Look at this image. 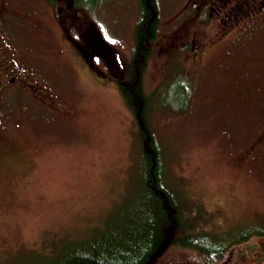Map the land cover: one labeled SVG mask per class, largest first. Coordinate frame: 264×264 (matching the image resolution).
I'll return each instance as SVG.
<instances>
[{
    "label": "rangeland",
    "instance_id": "374dc122",
    "mask_svg": "<svg viewBox=\"0 0 264 264\" xmlns=\"http://www.w3.org/2000/svg\"><path fill=\"white\" fill-rule=\"evenodd\" d=\"M11 1L0 30L38 81L59 93L64 117L35 105L25 113L35 118L31 141L27 131L16 133V113L0 123V264L46 258L53 241L63 247L82 241L94 225L129 215L148 198L139 187L143 162L135 122L117 81L93 78L61 35L50 2L18 0L17 14ZM186 1L157 0L160 21L143 74L144 89L158 87L164 105L150 115L166 177L183 188L193 227L234 222L228 238L264 230V139L253 158L244 156L264 124V11L218 23L215 8L209 15L200 6L207 0L197 7ZM91 13L125 55L128 70L137 0H98ZM184 43L193 46L184 51ZM250 66L259 73L246 74ZM257 244L252 237L228 258L263 264Z\"/></svg>",
    "mask_w": 264,
    "mask_h": 264
},
{
    "label": "trees",
    "instance_id": "16d2710c",
    "mask_svg": "<svg viewBox=\"0 0 264 264\" xmlns=\"http://www.w3.org/2000/svg\"><path fill=\"white\" fill-rule=\"evenodd\" d=\"M51 1L53 0H46L47 3H51V9L56 14L54 18L60 28V33L72 47L77 59L85 64L93 78L108 77L118 83L119 92L135 122L138 149L143 162L141 167L142 182H140L139 187L145 190L148 198L147 202L144 201L143 204L137 205L129 215L115 217L109 222L94 225L88 230L89 233L82 238V241L77 238L76 241L66 244L67 242L63 240L65 247L58 240L53 241L49 253L42 254L46 258L25 260L22 261V264H31L41 259V261L33 264H222L227 260H229V264H245L230 260L228 258L229 253L233 247L248 242L252 237L256 238L257 247L260 249V253L264 254V230L254 229L243 234L240 233L237 237L228 238V229H232L234 222L225 224L226 227L218 225L214 221L199 228L193 227L190 216L194 214L192 209L188 213L189 208L186 206L188 203L184 201L183 193L179 191V189L183 191V188L179 181L175 179L170 181L166 177L167 168L162 157V147L157 140L150 115L151 109L162 110L164 105L158 97L160 92L158 87L147 92L143 85L144 70L160 21L157 0H137V19L132 29V53L126 71L125 55L113 47V44L109 42L101 30L100 23L98 24L92 19L91 10L98 4V0L73 1L78 12L80 9L84 10L80 12L82 13L80 16L74 17V24H78L77 20L82 18L83 14L90 16H87V25L91 26L93 31L94 29L98 30L100 39L94 41L98 51H93L92 44L90 45L82 37L74 34L75 32H66L63 23L58 18L60 17L57 14L56 5L58 3L55 0L53 3ZM203 1L206 0H187L186 6L194 5L197 7ZM210 1L212 4H208L209 0H207L206 4L200 6L206 8L209 15V9L215 8L216 16L214 18L218 20V23H221V18H226L231 23L236 22L239 16L246 14L249 6L246 5L244 9L239 7L238 10L235 9L237 5L232 4L233 0L229 2L227 0ZM197 3L198 5H196ZM224 3L229 5L227 9L222 8ZM10 5H14L13 1H10ZM194 7L192 6V8ZM254 16V13L251 14V17ZM178 23H183V19ZM237 27H242V25H237ZM89 33V35L94 34V32ZM69 35L76 36L75 38L79 41L76 42L73 37L69 38ZM191 46L193 45L187 43L179 45L184 51L186 47ZM198 46L195 44L194 48ZM259 71V69L251 66L245 70L248 75L257 74ZM3 85L5 86L7 83ZM178 86L182 89L177 88V90L181 93L184 92L186 97L185 92H188L186 85L180 83ZM258 86L262 85L258 84ZM240 87V85L239 88L236 87V90L239 91ZM14 90L16 87L6 93L0 91V123H7L9 117H13V112L16 113V133L19 135L21 130L27 131L26 138L29 141L32 139V125L35 118L31 119L25 113H33L37 107L35 105L38 104L43 109L58 113L59 118L64 117L57 110L59 93L54 89L51 97L45 93L35 95L37 100H33L34 104L29 109L32 112L23 109L16 111V91ZM236 90H233V94ZM262 106L264 107V102ZM247 130L245 127L243 133ZM263 139L264 124L257 127L256 136L244 147V156L253 158L254 150L257 149L258 143ZM16 159V162L21 161L19 158ZM177 192L180 193V196ZM194 205L197 203L195 202ZM224 234L227 236L223 237ZM60 247L61 250H59ZM23 258L20 259L23 260Z\"/></svg>",
    "mask_w": 264,
    "mask_h": 264
},
{
    "label": "flooded vegetation",
    "instance_id": "af4514ba",
    "mask_svg": "<svg viewBox=\"0 0 264 264\" xmlns=\"http://www.w3.org/2000/svg\"><path fill=\"white\" fill-rule=\"evenodd\" d=\"M10 1L11 0H0V23L3 20L6 21V14H8L12 8ZM53 1L51 2L53 3ZM55 1L58 3L56 5L58 10L57 14L60 15L58 18L60 22L63 23L66 32H75L74 34L82 37L87 43H90V45L92 44L91 48L93 51H98V47L95 45L96 42H94L99 38L98 30L94 29L93 31L92 27L87 25V16L83 14V17L77 20L78 24H74V17L80 16L82 14L80 12L84 10L80 9L78 12V8L73 3L74 0ZM252 1L253 3L249 4V2L247 3L246 1L237 0L232 4L237 5L235 9L238 10L239 7L244 9L246 5H253V8L248 10L249 13H259L261 10L264 11V0ZM257 4L259 6H257ZM254 5L259 8H254ZM16 13L19 14L18 0H16ZM89 32H94V34L89 35ZM70 37H73L76 42L79 41L75 38L76 36L69 35V38ZM14 48V46L7 42L0 30V91L6 93L11 91L13 87H16V90H14L16 91V111H21L22 109L27 111L33 106L32 104H34V101L37 100L35 96L36 94L40 95L45 93L48 97H51L53 89L51 87L48 88L45 84L43 85L38 81L32 64L28 63V65H26L27 62L23 63L19 51L17 53L16 50L15 54ZM4 82L7 83V85L4 86Z\"/></svg>",
    "mask_w": 264,
    "mask_h": 264
}]
</instances>
